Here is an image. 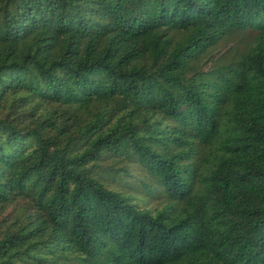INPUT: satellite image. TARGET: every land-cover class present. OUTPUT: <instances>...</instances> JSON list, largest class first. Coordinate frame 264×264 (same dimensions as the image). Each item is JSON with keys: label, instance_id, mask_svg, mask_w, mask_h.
Listing matches in <instances>:
<instances>
[{"label": "trees", "instance_id": "16d2710c", "mask_svg": "<svg viewBox=\"0 0 264 264\" xmlns=\"http://www.w3.org/2000/svg\"><path fill=\"white\" fill-rule=\"evenodd\" d=\"M0 264H264V0H0Z\"/></svg>", "mask_w": 264, "mask_h": 264}, {"label": "rangeland", "instance_id": "374dc122", "mask_svg": "<svg viewBox=\"0 0 264 264\" xmlns=\"http://www.w3.org/2000/svg\"><path fill=\"white\" fill-rule=\"evenodd\" d=\"M227 50H228L227 46H222V48L217 50L215 54L216 56H221ZM137 194H140L141 196H137L136 202L142 206H146L147 208L154 210V209H160L164 205V202L161 199H154L152 197H147L146 195L141 193H137Z\"/></svg>", "mask_w": 264, "mask_h": 264}]
</instances>
